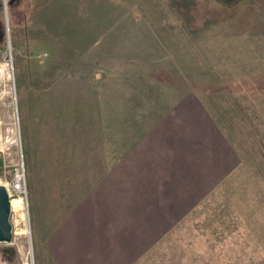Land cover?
Instances as JSON below:
<instances>
[{
	"label": "rangeland",
	"instance_id": "374dc122",
	"mask_svg": "<svg viewBox=\"0 0 264 264\" xmlns=\"http://www.w3.org/2000/svg\"><path fill=\"white\" fill-rule=\"evenodd\" d=\"M0 32V183L26 182L0 264H264V0H0ZM168 156L181 217L144 173Z\"/></svg>",
	"mask_w": 264,
	"mask_h": 264
},
{
	"label": "crops",
	"instance_id": "0c3cea01",
	"mask_svg": "<svg viewBox=\"0 0 264 264\" xmlns=\"http://www.w3.org/2000/svg\"><path fill=\"white\" fill-rule=\"evenodd\" d=\"M205 123H207L205 126V128L201 131L202 133H200V139H201V135H204L205 133H210L214 143L220 145V151L221 153H224V157H221V154L219 157H214L211 158V163H210V167H212L211 171H209V173H211L210 175H208L212 180L211 182L216 183V182H222L227 180L229 177V172H232V170H234V168H236V164H234V160H233V147L231 144H229L227 141V139L223 140L220 135L218 134V132L220 133L219 130H216L214 128V122L211 121V119H209V116L207 115ZM203 125V124H202ZM204 131V132H203ZM218 131V132H217ZM221 134V133H220ZM222 135V134H221ZM223 136V135H222ZM227 140V141H226ZM202 141V140H201ZM184 147V146H183ZM187 152L190 153L191 149H187ZM214 160V161H213ZM191 163V159L190 157H187V161H186V156H182L180 159L177 158H171V156L165 157L163 159H156L154 160H149L146 159L144 162V173L148 174H155V176L157 177V179L155 178L154 180L156 182H166L169 185V193L168 195H172L171 198H168L167 203L168 207L172 210L175 209V207L177 206V210H175V212H173L174 216L177 217H181L185 212L186 209L188 210L189 208L192 207V204L190 203V200L187 199V194L183 192V195H181V199L177 197V199L175 198V194L173 193V190L175 188H177V186L173 187L171 184H169V182H193L192 177H191V167L188 166V164ZM182 169L181 173H185L186 169H187V174L186 177L187 179L181 178V174H179V170ZM157 171L158 174L160 172L165 173L164 177L162 178V176L160 177L156 172L153 173V171ZM197 174V178L200 177L201 173ZM207 179L206 182L209 181V179ZM146 179H148V177H146ZM146 179H142L143 181H145ZM188 180V181H187ZM100 190V195L105 196V195H109L110 193L109 191H113L112 189H106L105 187L103 189H101V187H98ZM205 190L201 188L200 190V194L202 195V193ZM175 204V205H174ZM170 205V206H169ZM82 208H86V212L85 213H81L84 214V216L82 215L81 217V221H80V225L81 226H85L88 222H91L90 220H94L95 218L97 219V225L98 227L102 226V223L104 220V215H98L95 214L92 211H89V206L87 207L86 205L82 206ZM91 210V208H90ZM178 212L177 214H174ZM59 236V240L63 243H66L67 249H68V242H70L72 240L71 234L68 236V234L65 236L63 235L61 232L59 233V235H57L56 238H58ZM78 245V243L76 244V246ZM78 247V246H77Z\"/></svg>",
	"mask_w": 264,
	"mask_h": 264
},
{
	"label": "water",
	"instance_id": "95a60500",
	"mask_svg": "<svg viewBox=\"0 0 264 264\" xmlns=\"http://www.w3.org/2000/svg\"><path fill=\"white\" fill-rule=\"evenodd\" d=\"M4 9L5 6H4ZM2 33L0 32V37ZM11 202L6 187L0 184V242L12 240V224L10 222Z\"/></svg>",
	"mask_w": 264,
	"mask_h": 264
},
{
	"label": "built area",
	"instance_id": "2783aa9c",
	"mask_svg": "<svg viewBox=\"0 0 264 264\" xmlns=\"http://www.w3.org/2000/svg\"><path fill=\"white\" fill-rule=\"evenodd\" d=\"M1 184L6 187L9 198L17 196L20 201L26 198V182L22 166H18L10 178ZM24 264H32V261L26 257Z\"/></svg>",
	"mask_w": 264,
	"mask_h": 264
},
{
	"label": "bare ground",
	"instance_id": "6f19581e",
	"mask_svg": "<svg viewBox=\"0 0 264 264\" xmlns=\"http://www.w3.org/2000/svg\"><path fill=\"white\" fill-rule=\"evenodd\" d=\"M4 6H5V2H4ZM9 66H8V64H5V65H3V68H1L0 67V72H2L3 70H1V69H4V70H6L7 68H8ZM1 184V183H0ZM11 199H10V202H11V206H12V209H14V205L15 204H21V201H20V199L19 198H13V197H10Z\"/></svg>",
	"mask_w": 264,
	"mask_h": 264
},
{
	"label": "flooded vegetation",
	"instance_id": "af4514ba",
	"mask_svg": "<svg viewBox=\"0 0 264 264\" xmlns=\"http://www.w3.org/2000/svg\"><path fill=\"white\" fill-rule=\"evenodd\" d=\"M1 38V37H0Z\"/></svg>",
	"mask_w": 264,
	"mask_h": 264
}]
</instances>
